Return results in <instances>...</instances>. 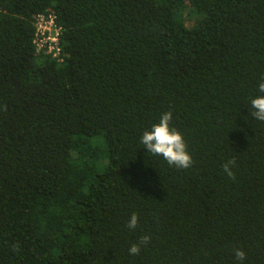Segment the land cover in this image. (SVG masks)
Wrapping results in <instances>:
<instances>
[{
	"label": "trees",
	"instance_id": "16d2710c",
	"mask_svg": "<svg viewBox=\"0 0 264 264\" xmlns=\"http://www.w3.org/2000/svg\"><path fill=\"white\" fill-rule=\"evenodd\" d=\"M261 82L264 0H0V264H264ZM169 111L188 169L140 142Z\"/></svg>",
	"mask_w": 264,
	"mask_h": 264
},
{
	"label": "clouds",
	"instance_id": "9594fccd",
	"mask_svg": "<svg viewBox=\"0 0 264 264\" xmlns=\"http://www.w3.org/2000/svg\"><path fill=\"white\" fill-rule=\"evenodd\" d=\"M258 92L260 94L250 100V110L255 119L264 121V82L259 84ZM4 109L6 110V105ZM172 120L173 116L170 111L163 113L158 123L153 124L150 130L143 132L140 142L147 149V152L162 156L169 165L188 169L193 164V158L188 151L183 134L171 123ZM235 163L236 161L232 159L222 165L224 173L232 179H235V173L232 170ZM138 219V215L132 213L127 227L135 229ZM150 239L149 235L142 236L137 243L131 245L129 254H139L141 246L146 245ZM233 251L235 259L243 264L246 259V252L241 248H236Z\"/></svg>",
	"mask_w": 264,
	"mask_h": 264
},
{
	"label": "built area",
	"instance_id": "2783aa9c",
	"mask_svg": "<svg viewBox=\"0 0 264 264\" xmlns=\"http://www.w3.org/2000/svg\"><path fill=\"white\" fill-rule=\"evenodd\" d=\"M35 26L34 43L37 48L61 60V27L57 24L55 15L53 13L38 14Z\"/></svg>",
	"mask_w": 264,
	"mask_h": 264
}]
</instances>
